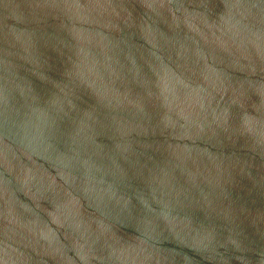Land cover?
<instances>
[{
    "label": "water",
    "instance_id": "obj_1",
    "mask_svg": "<svg viewBox=\"0 0 264 264\" xmlns=\"http://www.w3.org/2000/svg\"><path fill=\"white\" fill-rule=\"evenodd\" d=\"M0 264H264V0H0Z\"/></svg>",
    "mask_w": 264,
    "mask_h": 264
}]
</instances>
